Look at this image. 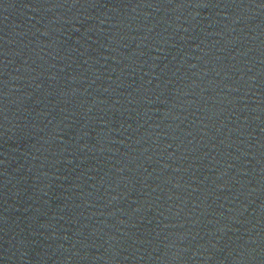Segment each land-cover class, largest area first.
<instances>
[{"label": "water", "instance_id": "1", "mask_svg": "<svg viewBox=\"0 0 264 264\" xmlns=\"http://www.w3.org/2000/svg\"><path fill=\"white\" fill-rule=\"evenodd\" d=\"M0 264H264V0H0Z\"/></svg>", "mask_w": 264, "mask_h": 264}]
</instances>
